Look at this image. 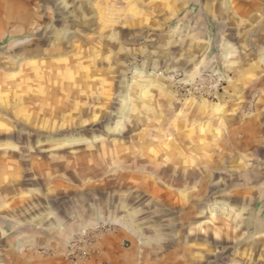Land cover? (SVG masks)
Returning <instances> with one entry per match:
<instances>
[{
  "label": "rangeland",
  "instance_id": "374dc122",
  "mask_svg": "<svg viewBox=\"0 0 264 264\" xmlns=\"http://www.w3.org/2000/svg\"><path fill=\"white\" fill-rule=\"evenodd\" d=\"M177 1L0 0V210L67 264H264L261 175L214 167L225 80L167 57Z\"/></svg>",
  "mask_w": 264,
  "mask_h": 264
},
{
  "label": "crops",
  "instance_id": "0c3cea01",
  "mask_svg": "<svg viewBox=\"0 0 264 264\" xmlns=\"http://www.w3.org/2000/svg\"><path fill=\"white\" fill-rule=\"evenodd\" d=\"M177 5L171 7L172 15L180 18L165 38L182 51L181 56L177 49L167 54L175 59L171 69L188 78L210 72L225 80L221 94L225 104L220 109L228 129L223 144L220 141L213 152L214 167L217 160L237 158L261 175V196L251 204L258 207V226L247 234L264 242V0H178ZM254 190L247 187L239 192L248 196ZM15 222L10 212L0 210V264H67L58 238L45 232L15 231ZM104 257L126 264L125 256L112 249Z\"/></svg>",
  "mask_w": 264,
  "mask_h": 264
},
{
  "label": "built area",
  "instance_id": "2783aa9c",
  "mask_svg": "<svg viewBox=\"0 0 264 264\" xmlns=\"http://www.w3.org/2000/svg\"><path fill=\"white\" fill-rule=\"evenodd\" d=\"M199 83L208 85L210 88L213 87L214 89L211 90V92L215 91V89H217L216 87H218L220 85V78L216 75L210 74V73H206L203 76H201L198 79Z\"/></svg>",
  "mask_w": 264,
  "mask_h": 264
}]
</instances>
